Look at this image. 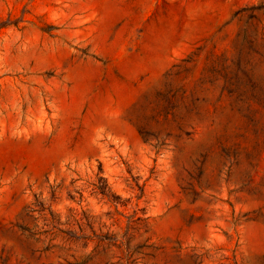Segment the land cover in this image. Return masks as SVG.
I'll use <instances>...</instances> for the list:
<instances>
[{"label": "rangeland", "instance_id": "obj_1", "mask_svg": "<svg viewBox=\"0 0 264 264\" xmlns=\"http://www.w3.org/2000/svg\"><path fill=\"white\" fill-rule=\"evenodd\" d=\"M0 264H264V0H0Z\"/></svg>", "mask_w": 264, "mask_h": 264}]
</instances>
